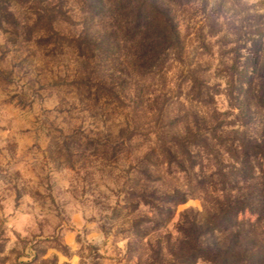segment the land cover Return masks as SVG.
Returning <instances> with one entry per match:
<instances>
[{"label": "rangeland", "instance_id": "obj_1", "mask_svg": "<svg viewBox=\"0 0 264 264\" xmlns=\"http://www.w3.org/2000/svg\"><path fill=\"white\" fill-rule=\"evenodd\" d=\"M154 2L176 41L142 0H0V264L170 261L230 170L181 141L263 130L227 82L264 0Z\"/></svg>", "mask_w": 264, "mask_h": 264}, {"label": "trees", "instance_id": "obj_2", "mask_svg": "<svg viewBox=\"0 0 264 264\" xmlns=\"http://www.w3.org/2000/svg\"><path fill=\"white\" fill-rule=\"evenodd\" d=\"M142 4L149 9L136 16L146 22L157 20L167 36L176 41L179 35L173 29L170 17L159 12L154 0H142ZM259 17L263 18L264 15ZM259 23L252 46L246 48L245 55L238 54V59L228 68L231 79L227 82V94L231 100L238 102H232L233 107L242 114L246 108L253 127L263 130L250 138L246 137L245 132L240 135V130H235L232 132L235 136L223 138L217 132L226 133L224 127L228 123H211L200 133L201 142L181 141L186 146L209 148L210 155L216 153L209 145L210 140L214 141V147L225 148L230 160L227 166L229 176L222 170L226 168L225 164L217 167L219 172L216 173L221 175L224 186L219 190L213 186L211 191H220L221 197L216 196L215 200L209 202L207 218L186 219L178 229L179 236L172 246L171 239L167 240L166 256H171V260L164 263L157 259L154 264H197L200 261L205 264H264V181L260 180L262 177L259 175L264 172V21ZM142 30L147 31L146 25H142L139 32ZM233 75L241 76L234 79ZM236 88H239L237 91L241 100L234 96ZM252 106L254 113L250 109Z\"/></svg>", "mask_w": 264, "mask_h": 264}]
</instances>
